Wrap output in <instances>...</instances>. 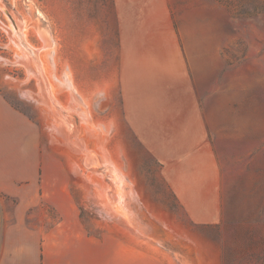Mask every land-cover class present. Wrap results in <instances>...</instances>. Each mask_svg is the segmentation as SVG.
I'll list each match as a JSON object with an SVG mask.
<instances>
[{"label": "rangeland", "instance_id": "374dc122", "mask_svg": "<svg viewBox=\"0 0 264 264\" xmlns=\"http://www.w3.org/2000/svg\"><path fill=\"white\" fill-rule=\"evenodd\" d=\"M4 3L0 93L40 127L42 163L34 199L38 205L0 193V264L6 244L42 248L41 242L20 236L49 231L59 217L52 205L58 201L75 203L89 232H100L105 224L108 231L117 226L127 231L137 221L140 232L174 231L165 210L176 212L181 205L170 186L185 183L181 173L194 130L184 123L194 117L180 110L179 96L156 95L154 82L140 77L139 66L121 63L116 0ZM155 4L171 8L185 40L203 41L204 52L214 51L209 60L213 95L200 99L207 104L205 131L229 165L224 175L231 191L222 194L227 206L219 228L225 234L223 262L264 264V0ZM11 13L24 23L23 39L42 60L58 104L77 126L73 137L86 143L92 159L56 134L52 124L59 118L36 101L41 84L19 60L21 49L8 28ZM37 22L49 30L47 46ZM28 183L22 181L23 186Z\"/></svg>", "mask_w": 264, "mask_h": 264}, {"label": "crops", "instance_id": "0c3cea01", "mask_svg": "<svg viewBox=\"0 0 264 264\" xmlns=\"http://www.w3.org/2000/svg\"><path fill=\"white\" fill-rule=\"evenodd\" d=\"M116 11L121 63L139 66L140 77L154 82L156 95L179 96L180 110L194 117L184 123L194 130L181 173L185 183L170 186L181 205L176 212L165 210L174 231L140 232L137 221L127 231L122 226L108 231L105 224L100 232H89L76 204L58 201L52 205L59 217L49 231L20 236L42 248L6 244L2 264H224L225 234L219 228L227 206L222 194L231 191L224 175L229 165L205 131L207 104L200 99L213 95V48L204 52L203 41L185 40L171 8L157 7L155 0H116ZM41 149L40 127L0 93V193L36 203ZM23 180L29 183L23 186Z\"/></svg>", "mask_w": 264, "mask_h": 264}, {"label": "bare ground", "instance_id": "6f19581e", "mask_svg": "<svg viewBox=\"0 0 264 264\" xmlns=\"http://www.w3.org/2000/svg\"><path fill=\"white\" fill-rule=\"evenodd\" d=\"M0 8H2L3 10L5 9L4 0H0ZM10 18L13 24H10L8 28H10L11 30V34L15 39L14 40L15 43L21 49V53H19L18 55L19 60L23 61V63L24 62L27 63L26 66L29 68L30 74L36 77L41 84V93H39V95L35 97V99H37L36 101L49 107V109L47 108L46 109L47 111L50 110V112L53 114L52 115L51 113L48 112L50 115H52V118L54 117L59 118L58 122L55 120L52 124L53 125L52 128H54V131L56 132V134L63 136L65 143L68 146H70L72 150L84 151L85 155L89 156V158L92 159L93 153L87 148L86 143L83 140H79L78 138L73 137L78 131L76 129L77 126L75 125V122L71 119V117H69L70 114L68 113L67 115L65 112V109L62 108L61 105L58 104L57 98H56L57 96L55 95L56 91L53 89V84L50 79L51 78L50 74L47 71H46L47 75L44 74L42 60L38 58V55L35 49L28 46L27 42H25V40L23 39V35H26V27L23 25L24 23H22V21H20L14 13L10 14ZM36 26L38 28L41 38L44 41L45 46H47L51 41L49 30L46 27H43L42 25H40L38 22Z\"/></svg>", "mask_w": 264, "mask_h": 264}, {"label": "trees", "instance_id": "16d2710c", "mask_svg": "<svg viewBox=\"0 0 264 264\" xmlns=\"http://www.w3.org/2000/svg\"><path fill=\"white\" fill-rule=\"evenodd\" d=\"M251 263V262H250Z\"/></svg>", "mask_w": 264, "mask_h": 264}]
</instances>
